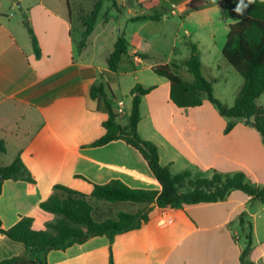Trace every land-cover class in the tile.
<instances>
[{
	"label": "crops",
	"instance_id": "crops-1",
	"mask_svg": "<svg viewBox=\"0 0 264 264\" xmlns=\"http://www.w3.org/2000/svg\"><path fill=\"white\" fill-rule=\"evenodd\" d=\"M63 1L68 10L63 7ZM11 2L0 0V141L5 145L0 164L10 165L18 156L34 182L8 180L2 183V227L7 229L20 216H28L33 219L32 229L44 230L54 216L41 210L39 203L52 194L55 184L90 191L91 186L75 179V175L95 184L118 179L131 188L159 189L147 164L143 167L140 154L122 141L103 147H86L104 134L102 123L107 118L104 104L90 97L92 85L106 82L103 72L107 67L96 65L89 51L98 18L86 47L79 49L72 34L73 12L68 8L69 0H30L24 6L22 1L18 4L13 0L15 7L25 9L24 15L40 50L37 58L23 21L6 12V9L12 10ZM222 3L223 0H217L215 5L206 0H184L177 5L171 3V7L187 13L183 20L205 16L212 10L220 18ZM103 6L102 2L101 10ZM76 16L80 24L78 13ZM243 17L237 14L223 21L225 31L218 45L220 52L228 25ZM130 18L122 27L121 34L125 38L128 36L126 26L133 24L135 28L152 22L130 23ZM114 21L107 15L103 24ZM79 26L82 34L84 28ZM130 35L140 36L136 32ZM139 38L138 46H141L142 37ZM126 40L127 56L133 60V64L123 67L128 70L139 67L143 59L137 55L142 54L139 47L130 48ZM221 63V68L225 67V62ZM152 66H148L151 72ZM221 68L217 66L218 70ZM118 71H122L120 67ZM131 72L135 79L133 87L139 84L153 88L141 98L138 134L157 147L160 164L172 175L188 171L192 179H197L210 178L214 173L224 176L241 172L247 183L264 186V143L253 127L239 122L224 133L228 119L220 116L206 99L200 107L178 108L169 99L167 79L156 75L147 77L148 83L139 76L140 70ZM110 90L112 92L111 87ZM114 106L127 118L129 114L124 111L123 102ZM142 123L148 129L147 135L140 132ZM144 207L145 204L137 205L131 213ZM163 212L171 216V224H160ZM262 213L264 204L251 202L237 190L215 203L179 210L154 207L146 223L139 229L117 235L111 244L105 237H92L64 251H50L46 264H108L110 254L114 264H240L247 229L241 231L239 217L244 227L251 226L252 247L246 259L253 264H264V239L259 241L253 237ZM240 232L244 236L243 243ZM24 254L23 244L0 233V261Z\"/></svg>",
	"mask_w": 264,
	"mask_h": 264
},
{
	"label": "trees",
	"instance_id": "trees-1",
	"mask_svg": "<svg viewBox=\"0 0 264 264\" xmlns=\"http://www.w3.org/2000/svg\"><path fill=\"white\" fill-rule=\"evenodd\" d=\"M112 6L117 9L115 0ZM103 0H97L91 12L83 17L84 30L81 34L79 49L86 47L101 10ZM237 14L243 18L228 25V33L221 50L223 59L240 75L243 80L231 107L225 106L214 96L213 80L203 76V65L199 57L196 43L184 41L188 47V57L182 65L192 75L191 81H185L174 71L172 63L158 64L151 67L152 72L167 79L169 83V99L178 108H196L206 99L216 108L219 115L228 119L224 133L231 131L239 122L253 127L264 143V106L257 100L264 95V0H223L220 7V19L226 21ZM163 14L154 11L149 15H139L130 18V23L144 21H159ZM23 24L30 36L32 48L37 58L40 50L34 32L24 15ZM128 42L123 34L118 35L112 51L105 58L107 70L103 72L105 83L92 85L90 97L102 102L107 112L103 121L104 134L86 147H103L110 143L122 141L132 148L146 162L153 180L159 189L131 188L118 179H112L105 184H95L81 175L74 178L91 186L90 191L79 190L70 186L55 184L52 194L39 203V208L53 214L52 221L47 222L44 230L32 229L33 219L20 216L15 224L4 229L0 220V233L8 239L23 244L25 254L0 261V264H46V256L50 251H64L73 245H81L92 237H105L111 244L114 238L122 233L139 229L148 221V214L154 207L160 209L179 210L186 206L207 204L223 201L231 191L237 190L250 198L251 202L264 204V186L255 187L245 180L241 172L233 175L214 173L210 178L192 179L191 173L184 171L172 175L167 167L159 162L157 147L138 134L140 121L139 107L142 96L153 88H143L136 84L131 89V110L127 116V124L122 126L119 120L124 114L115 106V97L110 85L118 78V68L123 61L129 65L127 56ZM139 58L142 54H139ZM144 57V56H143ZM133 64V60H129ZM125 63V62H124ZM5 152L4 142L0 141V155ZM34 180L17 156L10 165L0 164V194L4 181ZM85 186V185H84ZM107 203L145 204V207L134 213L117 211L115 217L105 216L97 219V205ZM154 206L148 208L150 204ZM97 204V205H96ZM241 231L245 235V246L240 254V264H253L246 259L252 247V232L250 224L244 227L239 217ZM41 259V260H39ZM108 264H114L112 255Z\"/></svg>",
	"mask_w": 264,
	"mask_h": 264
},
{
	"label": "rangeland",
	"instance_id": "rangeland-1",
	"mask_svg": "<svg viewBox=\"0 0 264 264\" xmlns=\"http://www.w3.org/2000/svg\"><path fill=\"white\" fill-rule=\"evenodd\" d=\"M12 5L14 4L11 0ZM19 4L23 2V6L30 0H14ZM32 1V0H31ZM97 0H69L68 8L72 10V25L74 39L81 40V32L79 30L80 24L83 27V17L87 16ZM118 4V10L112 6L111 0H103V8L98 14V22L96 24L93 39H91L92 45L89 46L90 54L94 57L96 65L106 66V61L103 59L106 53H108L113 46V39L122 32L125 21L129 17L139 16L144 14H151L154 11L163 14V17L159 21L144 22L134 28V25L126 26L125 34H128L126 38L130 43V48L137 47L139 44V37H142V44L138 46L139 53H142L139 67L123 69L126 65L124 60L118 71V78L115 84L111 85L112 92L115 97L114 104L121 101L124 103L123 109L129 114L131 107V89L135 82L134 74L131 71H138L141 79H145L148 83L147 77L155 78L153 72L148 70L149 65H158L165 63H172L176 66L174 69L182 79L185 81H191L192 75L186 71L182 62L188 57V47L184 45V41H190L197 44L200 60L203 64V76L206 78H213V92L214 96L219 99L225 106L231 107L234 103V99L237 93V89L243 83L240 75L224 60L222 61L221 52L218 49V45L224 35L223 20H221L216 11L212 10L205 16L193 17L189 20H183V16L187 13H181L177 8L171 7V3L177 5L184 0H116ZM211 5H215L217 0H206ZM54 2V0H53ZM63 7L64 1L62 2ZM121 5H124L121 7ZM13 5L12 10L6 9L7 14L12 13L16 20L24 21V7ZM66 10H68L66 8ZM78 10V12H77ZM174 11V12H172ZM80 16V24L76 20V14ZM110 16L114 22L109 24H103L105 17ZM116 17V18H115ZM182 17V18H181ZM84 28V27H83ZM104 28V29H103ZM121 28V30L119 29ZM103 32V33H102ZM140 34V36H134L130 34ZM187 33V35H185ZM213 37L215 40H213ZM215 41V44L213 43ZM139 56V54H137ZM144 56V57H143ZM129 58V57H128ZM220 58V60H218ZM129 60H131L129 58ZM127 60L129 63L130 61ZM125 62V63H124ZM225 62V67H222V63ZM131 64V63H130ZM224 64V63H223ZM220 65L221 69H217ZM107 67V66H106ZM210 68V69H209ZM146 82V83H147ZM257 103L260 106H264V95H262ZM116 107V106H115ZM127 118L119 120L122 126L127 124ZM146 122V121H145ZM147 128L142 123L140 132L143 135H147ZM146 131V132H145ZM130 148V147H127ZM131 150V148H130ZM122 151V149H121ZM143 160V159H142ZM143 167L146 162L143 160ZM147 166V165H146ZM156 186V185H155ZM97 205V204H96ZM141 204L133 203H117L113 205L100 203L98 206L99 214L96 215L97 219H101L105 216L115 217L118 210L134 211L133 207ZM3 213V212H2ZM163 225V224H162ZM240 241L244 242L243 233L240 232ZM254 240L264 239V213L257 219L255 224V230L253 232Z\"/></svg>",
	"mask_w": 264,
	"mask_h": 264
},
{
	"label": "built area",
	"instance_id": "built-area-1",
	"mask_svg": "<svg viewBox=\"0 0 264 264\" xmlns=\"http://www.w3.org/2000/svg\"><path fill=\"white\" fill-rule=\"evenodd\" d=\"M173 222L172 218L170 215H167L165 212L162 213L161 219H160V224H171Z\"/></svg>",
	"mask_w": 264,
	"mask_h": 264
},
{
	"label": "water",
	"instance_id": "water-1",
	"mask_svg": "<svg viewBox=\"0 0 264 264\" xmlns=\"http://www.w3.org/2000/svg\"><path fill=\"white\" fill-rule=\"evenodd\" d=\"M153 206H154V203L150 204V205L148 206V208H151V207H153Z\"/></svg>",
	"mask_w": 264,
	"mask_h": 264
},
{
	"label": "clouds",
	"instance_id": "clouds-1",
	"mask_svg": "<svg viewBox=\"0 0 264 264\" xmlns=\"http://www.w3.org/2000/svg\"><path fill=\"white\" fill-rule=\"evenodd\" d=\"M249 2L251 3V2H252V0H249Z\"/></svg>",
	"mask_w": 264,
	"mask_h": 264
}]
</instances>
